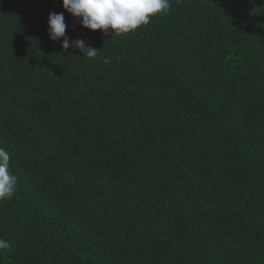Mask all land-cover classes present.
<instances>
[{
	"label": "trees",
	"instance_id": "1",
	"mask_svg": "<svg viewBox=\"0 0 264 264\" xmlns=\"http://www.w3.org/2000/svg\"><path fill=\"white\" fill-rule=\"evenodd\" d=\"M170 3L112 37L0 0V264H264V0Z\"/></svg>",
	"mask_w": 264,
	"mask_h": 264
},
{
	"label": "clouds",
	"instance_id": "2",
	"mask_svg": "<svg viewBox=\"0 0 264 264\" xmlns=\"http://www.w3.org/2000/svg\"><path fill=\"white\" fill-rule=\"evenodd\" d=\"M63 9L83 28L105 35L118 37L134 33L149 24L151 18L167 14L171 8L170 0H61ZM67 25L64 13H50L48 17V36L51 41L62 39V49L67 52L71 47L78 50L81 57L93 59L99 50L87 45L83 39L70 42L65 35ZM111 30V31H110ZM107 63V61H105ZM10 154L0 148V201L14 195L16 177L9 171ZM12 245L0 238V250L11 251Z\"/></svg>",
	"mask_w": 264,
	"mask_h": 264
}]
</instances>
